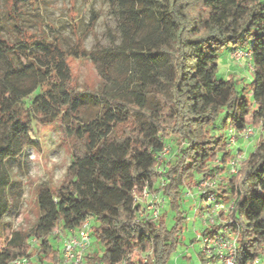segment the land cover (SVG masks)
I'll return each mask as SVG.
<instances>
[{
	"label": "trees",
	"instance_id": "1",
	"mask_svg": "<svg viewBox=\"0 0 264 264\" xmlns=\"http://www.w3.org/2000/svg\"><path fill=\"white\" fill-rule=\"evenodd\" d=\"M108 2L121 41L114 47L97 41L86 49L77 25L68 48L39 27L38 34L28 32L20 23L22 5L8 0L17 41L0 34V166L33 142L32 121L60 120L71 153L59 185L36 188V220L18 243L0 246V264L31 258L32 238L40 260L61 264L62 240L52 233L74 230L84 217L92 221L91 249L98 246L85 255L86 264H117L138 245L151 247V258L143 262L133 253L125 264H166L182 233L181 188L200 176L227 173L234 151L227 146L228 130L247 126L263 134L217 190L234 205L229 216L237 224L235 264L264 258V0ZM228 47L248 51L249 84L233 75L216 77L219 54ZM70 58L99 66L101 91L78 89ZM123 65H129L126 73ZM85 103L90 112L81 116ZM165 145L171 151L163 160L161 193L175 213L174 224L167 227L164 214L135 222L139 205L132 192L155 188ZM11 186L4 177L0 193L7 196ZM7 210L0 196V221Z\"/></svg>",
	"mask_w": 264,
	"mask_h": 264
},
{
	"label": "rangeland",
	"instance_id": "2",
	"mask_svg": "<svg viewBox=\"0 0 264 264\" xmlns=\"http://www.w3.org/2000/svg\"><path fill=\"white\" fill-rule=\"evenodd\" d=\"M22 5L20 23L28 32L38 34V27L49 36H57L63 47L68 48L73 43V26L77 25V34L83 36V46L93 49L95 42L103 47H114L121 41L117 17L112 11L108 0H18ZM8 0H0V34L5 39L16 42L14 31L15 21L7 9ZM93 30L87 32L90 19L95 18ZM242 51V52H241ZM235 54V56H234ZM240 55V56H239ZM72 74L78 89L101 91L100 68L88 59L70 58ZM129 65H123L121 70L126 73ZM252 62L248 51L230 47L221 51L218 57L217 78H227L233 75L249 84L252 80ZM31 81V78L28 79ZM111 86L112 83L108 82ZM245 95L251 99L250 90ZM88 95H86L87 97ZM86 99V98H85ZM88 103L83 104L81 116L88 114ZM30 138L33 142L23 148L22 153L11 160L9 164L0 166V182L7 177L12 186L7 196L0 193L8 204L7 213L0 221V246L16 244L21 240V233L27 232L38 215L36 207V188L41 183H49L55 188L63 179L70 163V147L63 132V124L57 120L51 124L31 123ZM263 134L260 129L244 142L239 139L231 148L242 147L244 155ZM193 185L181 188V210L184 212L182 233L175 249L169 254L166 264H205L201 251V235L204 225L196 214L199 197ZM163 206L160 215H165L167 227L174 224L175 213L170 209L168 198L163 195ZM54 236V235H53ZM98 246H93L97 250ZM137 255V254H135ZM31 264H48L39 259L33 249Z\"/></svg>",
	"mask_w": 264,
	"mask_h": 264
},
{
	"label": "built area",
	"instance_id": "3",
	"mask_svg": "<svg viewBox=\"0 0 264 264\" xmlns=\"http://www.w3.org/2000/svg\"><path fill=\"white\" fill-rule=\"evenodd\" d=\"M254 135L255 129L251 126L245 127L238 133L230 128L227 135V146H233L239 139L244 142ZM170 151L169 145H165L158 156L157 170L159 178L154 185L155 188L145 186L141 192L136 190L132 192L135 204L139 205L135 222L155 220L160 216L164 205L161 188L165 185V179L160 175L164 172L163 160L168 157ZM244 158L243 151L240 152L236 149L227 164V173L213 177L200 176L192 184L197 193L196 196L199 197L196 214L199 215L204 225L200 240V252L206 260L205 264H235L236 262L237 233L232 231V227L237 224L229 216V212L234 205L232 201H223L217 188L220 183L225 182L226 176L237 173ZM215 163H217V160H215ZM91 223L89 217H84L80 226L74 230H69L67 233L59 230L53 231L52 234L60 236L62 240L61 264H86L85 255L93 243ZM37 243L36 238L29 240L30 251L35 250ZM151 251V247L144 250L138 245L133 253L137 254L143 262H147L151 258ZM133 253H127L124 259L117 264H125L126 259L134 256ZM9 264H31V258L26 256L17 257ZM252 264H264V258L258 257Z\"/></svg>",
	"mask_w": 264,
	"mask_h": 264
},
{
	"label": "crops",
	"instance_id": "4",
	"mask_svg": "<svg viewBox=\"0 0 264 264\" xmlns=\"http://www.w3.org/2000/svg\"><path fill=\"white\" fill-rule=\"evenodd\" d=\"M61 248V247H60ZM94 250L93 249H89V251H88V253H91V252H93ZM33 259H32V257H31V261H32Z\"/></svg>",
	"mask_w": 264,
	"mask_h": 264
}]
</instances>
